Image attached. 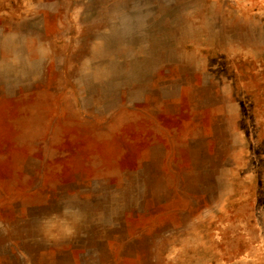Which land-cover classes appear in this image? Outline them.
I'll use <instances>...</instances> for the list:
<instances>
[{
    "label": "rangeland",
    "instance_id": "obj_1",
    "mask_svg": "<svg viewBox=\"0 0 264 264\" xmlns=\"http://www.w3.org/2000/svg\"><path fill=\"white\" fill-rule=\"evenodd\" d=\"M152 19L163 45L110 50L108 28ZM27 44L54 56V75L61 63L102 140L138 131L156 158L127 160L151 185L145 196L132 180L131 213L86 207L79 237L60 207L53 223H14L5 189L0 264H264V0H0V71ZM3 80L8 134L19 112Z\"/></svg>",
    "mask_w": 264,
    "mask_h": 264
},
{
    "label": "crops",
    "instance_id": "obj_2",
    "mask_svg": "<svg viewBox=\"0 0 264 264\" xmlns=\"http://www.w3.org/2000/svg\"><path fill=\"white\" fill-rule=\"evenodd\" d=\"M164 32V24L155 19L132 21L108 28L106 39L110 50L138 49L163 45ZM27 45L30 52L13 54L9 60L12 68L0 71V78H12L8 83L3 80V84L15 89L12 102L19 112L18 127H13L11 133H5L4 122L0 121V230L5 229L3 191L7 189L13 201L14 223L21 221L22 214L29 215L31 222L53 223L52 208L60 207L59 221L62 225L75 222V236L79 237L86 211H90L86 207H96L91 212L108 214L112 221L118 214L131 213L132 180L136 182L135 188L145 196L151 185L146 171L137 172L127 160L130 157H156L146 152L148 146L144 140L147 138L138 131L122 136L121 132L116 134L107 127L108 139L102 140V128L87 121L83 110L80 112L83 106L78 94L69 95L61 63L58 74L54 75L50 70L54 56L38 54L36 46ZM124 56V61L149 59L147 54L145 58ZM60 59L61 62L64 60L63 57ZM131 73L141 80L143 76L144 79L148 77L147 72ZM21 120L26 124H21ZM21 143L29 144L25 147ZM11 145L12 149H9ZM25 149L28 154L22 156ZM105 204L109 208L111 204L113 208L102 209ZM38 207L42 209L41 215H38Z\"/></svg>",
    "mask_w": 264,
    "mask_h": 264
}]
</instances>
